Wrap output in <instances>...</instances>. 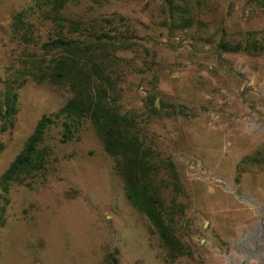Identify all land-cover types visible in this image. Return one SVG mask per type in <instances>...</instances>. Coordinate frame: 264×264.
<instances>
[{
  "label": "rangeland",
  "instance_id": "1",
  "mask_svg": "<svg viewBox=\"0 0 264 264\" xmlns=\"http://www.w3.org/2000/svg\"><path fill=\"white\" fill-rule=\"evenodd\" d=\"M33 5L0 0V91L45 57L51 23L34 12L26 37L11 28L12 16ZM60 15L93 19L108 34L120 110L174 165L181 253L167 257L83 119L64 142L58 122L50 125L43 171L10 183L0 264H103L109 252L119 264H264V8L254 0H68ZM221 41L248 49L222 51ZM25 78L11 83L16 112L0 132V173L36 121L69 97L64 86ZM162 192L167 203L171 185Z\"/></svg>",
  "mask_w": 264,
  "mask_h": 264
},
{
  "label": "trees",
  "instance_id": "2",
  "mask_svg": "<svg viewBox=\"0 0 264 264\" xmlns=\"http://www.w3.org/2000/svg\"><path fill=\"white\" fill-rule=\"evenodd\" d=\"M68 0H34L12 16L13 32L26 37L34 12L52 24L53 32L40 44L42 54L31 60L11 83L29 77L51 86L66 87L69 97L55 112L42 115L26 137L21 150L0 173V226L4 223L6 193L10 183L31 179L43 171L49 148L42 144L47 128L58 122L59 141L70 139L73 129L87 119L95 130L104 151L112 158V167L123 182L128 202L146 218L157 235L167 257L179 255L182 245L174 233L175 217L183 204L176 200L181 187L173 163L146 143L143 130L134 114L122 112L117 103V81L110 67L109 36L92 20L65 19L60 10ZM264 8V0H254ZM168 2V1H167ZM171 13L177 12L170 9ZM79 32L82 38L65 34ZM222 51L248 49L240 42H219ZM259 50L264 48L259 45ZM25 76V77H24ZM8 81L0 91V132L12 126L16 112V92ZM2 144L0 142V150ZM171 185L173 194L166 203L163 190ZM103 264H119L115 252L104 257Z\"/></svg>",
  "mask_w": 264,
  "mask_h": 264
}]
</instances>
